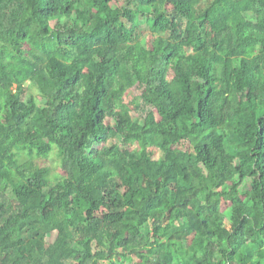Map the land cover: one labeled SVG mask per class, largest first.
Masks as SVG:
<instances>
[{
	"label": "trees",
	"instance_id": "1",
	"mask_svg": "<svg viewBox=\"0 0 264 264\" xmlns=\"http://www.w3.org/2000/svg\"><path fill=\"white\" fill-rule=\"evenodd\" d=\"M130 258L264 264V0H0V264Z\"/></svg>",
	"mask_w": 264,
	"mask_h": 264
},
{
	"label": "rangeland",
	"instance_id": "2",
	"mask_svg": "<svg viewBox=\"0 0 264 264\" xmlns=\"http://www.w3.org/2000/svg\"><path fill=\"white\" fill-rule=\"evenodd\" d=\"M86 8L88 11L93 12V13H97L98 11L97 7L92 6V5H87ZM148 23H149L148 20L143 21V23L141 24L140 33L142 34L143 40L146 41V43H151L152 41H154L155 36L150 31ZM198 48L199 47H194L193 49L186 50L184 59H187L190 56L196 54L199 51ZM142 95H143L142 90L136 88L132 90L131 92H129V94L125 97V104L131 110L133 117L138 120L143 119L142 117L143 110L140 107L142 105V100H141ZM118 144H119V139H115L109 143V146H114ZM188 147L189 145L184 143L182 148L187 149ZM19 154L25 159H35L37 157L36 153L28 152L26 149L19 150ZM161 155L162 154L159 153L157 155V158H160ZM36 161H37V164L41 166L42 168H46V167L50 168L52 172V180L54 181L62 178V176L64 175L63 172L61 171L60 158L56 151L50 156L48 160L36 159ZM77 220L78 221L83 220L81 214L77 216ZM138 263L139 262L136 258H130L124 264H138ZM106 264H122V263L115 260L113 261V263H106Z\"/></svg>",
	"mask_w": 264,
	"mask_h": 264
}]
</instances>
